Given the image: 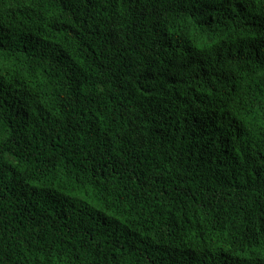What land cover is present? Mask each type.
I'll return each instance as SVG.
<instances>
[{
  "label": "trees",
  "instance_id": "trees-1",
  "mask_svg": "<svg viewBox=\"0 0 264 264\" xmlns=\"http://www.w3.org/2000/svg\"><path fill=\"white\" fill-rule=\"evenodd\" d=\"M0 264H264V0H0Z\"/></svg>",
  "mask_w": 264,
  "mask_h": 264
}]
</instances>
